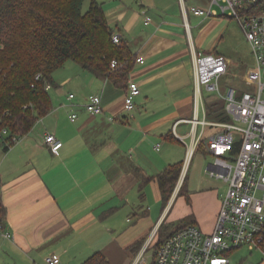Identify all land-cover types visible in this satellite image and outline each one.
<instances>
[{
    "label": "crops",
    "instance_id": "obj_1",
    "mask_svg": "<svg viewBox=\"0 0 264 264\" xmlns=\"http://www.w3.org/2000/svg\"><path fill=\"white\" fill-rule=\"evenodd\" d=\"M134 2H102L110 27L128 43L135 58L144 61L136 62L129 75V81L139 86L133 111L124 110V90L75 63L71 68L78 67V75H65L61 86L65 88L52 91L58 86L55 79L48 89L51 111L6 152L0 149V202L5 228L13 234L11 241L0 239V264H46L44 258L51 254L59 256V264H82L97 253L87 250L102 238L112 239L106 252L100 251L110 264H129L128 255L134 263L145 252L149 237L153 236L151 246L156 242L162 224L170 228L168 224L185 218L192 219L202 233L212 234L225 191L218 192L210 183L197 187L186 183L187 203L178 195L180 180L164 203L157 183L142 180L186 161L187 151L201 131L197 126L193 133L189 123L195 88L193 60L207 53L223 56L216 50L221 32L214 33L206 44L220 22L208 24L194 38L181 9L177 16L159 7L163 9L159 15L150 17L142 3H137L141 10L134 9ZM145 17L151 22L145 24ZM248 49L251 54L249 45ZM226 59L229 70L222 78V88L252 89L245 74L254 66V59ZM261 76L264 81V70ZM95 94L101 96L103 111L91 115L85 104ZM201 94L206 105L208 98L203 90ZM72 113L77 115L73 122L69 120ZM215 130L206 127L204 134ZM48 134L61 142L57 154L44 143ZM157 143L158 151L154 149ZM199 149L207 154L203 147ZM176 203L184 209L175 212ZM137 242L141 246L133 252L131 247ZM245 252L249 258L241 257L238 264H264V243Z\"/></svg>",
    "mask_w": 264,
    "mask_h": 264
},
{
    "label": "built area",
    "instance_id": "obj_2",
    "mask_svg": "<svg viewBox=\"0 0 264 264\" xmlns=\"http://www.w3.org/2000/svg\"><path fill=\"white\" fill-rule=\"evenodd\" d=\"M203 6H185L181 2L184 18L229 17L238 21L244 38L254 59V66L247 70L245 81L252 86L237 92L227 87L221 92L222 78L229 70V62L220 55L194 57V100L193 116L189 120L191 131L201 126L198 136L187 151L186 163L193 155L201 140L203 148L211 156L212 162L205 168V174L221 180L226 190L220 201V208L212 234L206 235L194 225L182 227L158 246L152 264H229L225 255L245 247L255 249L264 243V0H205ZM256 6V12L248 10ZM250 12V13H249ZM151 22L145 17V24ZM120 36L114 34L113 43H119ZM136 62L143 64L141 58ZM116 65L112 61L111 67ZM48 88V86H47ZM216 93L224 102L227 115L232 122H209L201 90ZM139 86L130 80L124 95V110L133 111ZM69 99L73 95H69ZM100 95H90L85 109L91 115L102 113ZM201 113L203 118L199 119ZM77 115H69L75 121ZM217 128L215 132L204 134V128ZM2 134L6 131L2 130ZM206 136V137H204ZM183 141V138L177 136ZM13 141H17L13 138ZM44 143L52 154H57L61 142L52 134L44 138ZM160 149V143L154 147ZM153 238V237H152ZM0 239L11 241L13 234L0 223ZM151 240L145 243L144 251L151 247ZM143 254L133 264L143 263ZM46 264H59V256L51 254L44 258Z\"/></svg>",
    "mask_w": 264,
    "mask_h": 264
},
{
    "label": "trees",
    "instance_id": "obj_3",
    "mask_svg": "<svg viewBox=\"0 0 264 264\" xmlns=\"http://www.w3.org/2000/svg\"><path fill=\"white\" fill-rule=\"evenodd\" d=\"M89 1L88 9L82 12L84 0H0V149L3 152L14 145L13 138L26 135L36 121L51 111L48 89L55 85L53 73L63 68L67 61L108 79L114 87L126 92L129 75L136 63L135 55L121 37L119 43H113L112 37L116 33L107 22L102 3ZM255 7L249 5L248 10L256 12ZM112 61H116L114 67H111ZM223 111L222 102L206 101V120L228 122L222 116ZM2 130L6 133L2 134ZM203 145L204 140H201L198 147ZM181 170L182 163L168 165L142 182L155 181L160 197L166 203ZM141 187L139 192L143 196ZM178 195L189 202L186 178ZM4 214L0 202V223L5 226ZM188 225H194L192 219L180 220L169 235ZM167 230V225L159 227V236L151 246L153 250L169 236L165 237ZM141 243H135L132 251H138ZM231 253L225 255L228 257ZM82 264L110 263L97 252Z\"/></svg>",
    "mask_w": 264,
    "mask_h": 264
},
{
    "label": "rangeland",
    "instance_id": "obj_4",
    "mask_svg": "<svg viewBox=\"0 0 264 264\" xmlns=\"http://www.w3.org/2000/svg\"><path fill=\"white\" fill-rule=\"evenodd\" d=\"M98 2L102 3L105 0H97ZM184 2L185 6H202L203 0H133L134 2V9L141 10V6L137 5V3H142L146 7V11L148 12V15L156 16L159 15V7L167 8L165 10L168 14H175L177 16H180V9H181V2ZM90 1L84 0L83 6L81 11L85 12L88 9ZM182 10V9H181ZM143 18V16H142ZM204 17H194L193 15L189 14L188 16V24L192 29L193 37L196 38V35L201 32L205 27L210 23H215L216 21H219L220 24L214 29L212 35L207 39L206 44H208L210 39L212 38L213 34L216 33V35L220 34L221 32V38L219 40V43L216 45V50L218 53L223 55L225 58L232 59L233 61H244V62H250L252 60L251 54L248 49V45L246 43V40L244 39L243 32L241 30V27L237 20L229 18V17H222L214 19H206L205 22H202ZM202 22V23H201ZM215 35V34H214ZM75 63L71 61H67L63 68L56 70L53 73V79L58 86L51 88L52 91H56L58 89H63L65 87H61L63 85V82L65 81V75H71L70 77H75L78 75L77 70L78 67H76V70H73L71 67L74 66ZM78 66V65H76ZM203 90V95H205V98L208 99H215L219 102H223V100L219 97L220 95L216 93H208L205 89ZM223 88H221V92H223ZM65 92V90H64ZM207 101V100H206ZM135 102V100H134ZM206 107V105H205ZM225 110V107H224ZM225 112V114H224ZM222 116L226 117V121L232 122L231 118L227 115L226 111H223ZM199 119L202 120L203 116L201 113L198 115ZM212 162L211 156L207 154H203L201 149H198L194 152V154L189 158L188 162L186 163L183 161L182 163V172L180 174V178L178 182L181 180V183L186 178V183H188V187H197L198 185H206V183H210L209 186L214 187L218 190V192L223 193L225 191V184L221 180H216L215 178L209 177L207 174L204 173V169L206 168L208 163ZM264 173V170H263ZM192 184V185H191ZM151 197V194H149V198ZM184 208L176 206L174 207L175 212L182 211ZM179 210V211H177ZM179 221L172 222L169 230H172ZM153 236L149 237L148 240H151ZM110 239V243L112 242V239ZM108 238H102L100 241L96 242L92 246V250H87V252H100L105 251L107 242L109 241ZM246 248L244 247L240 251L232 252L230 254L231 264H238L239 260L243 256H247L249 258L250 254L249 252H245ZM106 252V251H105ZM153 249L150 247L149 250L145 251L143 254V263L142 264H151L152 263V257H153ZM133 257L131 255L127 256V263L133 264ZM126 264V262H125Z\"/></svg>",
    "mask_w": 264,
    "mask_h": 264
}]
</instances>
